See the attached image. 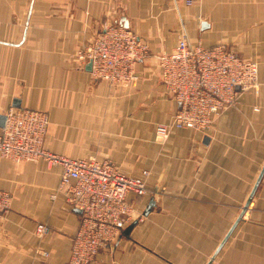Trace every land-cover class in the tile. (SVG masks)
Segmentation results:
<instances>
[{
  "label": "crops",
  "instance_id": "0c3cea01",
  "mask_svg": "<svg viewBox=\"0 0 264 264\" xmlns=\"http://www.w3.org/2000/svg\"><path fill=\"white\" fill-rule=\"evenodd\" d=\"M106 21L150 48L131 86L95 80L76 58ZM182 35L258 61L260 86L217 115L210 132L176 128L159 142L157 126L177 103L157 55ZM12 107L49 113L52 152L110 160L129 176L150 172L151 192L129 195L143 220L129 222L97 264H264V175L238 220L264 167V0H0V115ZM60 177L43 160L0 155V190L12 195L0 216V264L68 262L80 214L61 193L52 197ZM39 223L52 228L43 238ZM38 246L47 260L36 258Z\"/></svg>",
  "mask_w": 264,
  "mask_h": 264
},
{
  "label": "built area",
  "instance_id": "2783aa9c",
  "mask_svg": "<svg viewBox=\"0 0 264 264\" xmlns=\"http://www.w3.org/2000/svg\"><path fill=\"white\" fill-rule=\"evenodd\" d=\"M195 0H186L192 5ZM147 42L131 29L106 21L93 40L79 48L76 58L81 68L92 62L95 80L111 87H128L139 81V63L150 57ZM159 77L166 93L177 103L167 124L157 126V140L165 142L173 129L188 128L210 132L217 115L239 102L242 94L258 91L259 63L241 57L225 43L212 47L191 44L182 35L172 52L157 55ZM0 129V155L13 163L43 160L61 168L55 198L61 193L67 203L79 210L80 226L73 239L66 264H97L98 254L116 242L129 222L143 220L129 199L151 192L148 170L142 177L129 176L110 160L94 157L73 158L45 147L50 126L49 113L40 109L12 107ZM12 195L0 190V216L8 212ZM52 231L39 223L36 235L43 238ZM35 256L50 257L40 246Z\"/></svg>",
  "mask_w": 264,
  "mask_h": 264
},
{
  "label": "water",
  "instance_id": "95a60500",
  "mask_svg": "<svg viewBox=\"0 0 264 264\" xmlns=\"http://www.w3.org/2000/svg\"><path fill=\"white\" fill-rule=\"evenodd\" d=\"M86 68H87L89 71H91V69H92V62L87 63ZM5 122H6V115H4V114H3V115H0V127L3 128L4 125H5ZM263 175H264V167H263V169H262V171H261V173H260V176H259V178H258V180H257V182H256V184H255V186H254V188H253V190H252V192H251V195H250V197H249V199H248V201H247V204H246V206H245V208H244V211H243V213L240 215V217L238 218V220L241 219L242 215L245 213L246 209L249 207V205H250V203H251V201H252V199H253V196H254V194H255V192H256V189L258 188V185H259V183H260V181H261ZM154 204H155L154 201H152V202L149 204V206H148V208H147V210H146V212H145V215H148V213L150 212V208H151ZM78 211H79V210H78ZM79 212H80V211H79Z\"/></svg>",
  "mask_w": 264,
  "mask_h": 264
},
{
  "label": "rangeland",
  "instance_id": "374dc122",
  "mask_svg": "<svg viewBox=\"0 0 264 264\" xmlns=\"http://www.w3.org/2000/svg\"><path fill=\"white\" fill-rule=\"evenodd\" d=\"M108 84V83H107ZM109 85V84H108ZM6 116H7V114H5ZM136 212H137V215H141V213H139L137 210H136Z\"/></svg>",
  "mask_w": 264,
  "mask_h": 264
}]
</instances>
